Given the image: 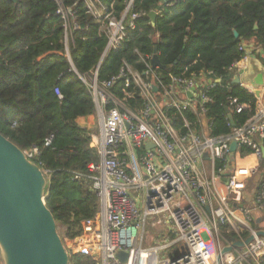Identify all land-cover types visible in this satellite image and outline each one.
Here are the masks:
<instances>
[{"label":"trees","instance_id":"1","mask_svg":"<svg viewBox=\"0 0 264 264\" xmlns=\"http://www.w3.org/2000/svg\"><path fill=\"white\" fill-rule=\"evenodd\" d=\"M62 1L73 8L79 26L69 41L70 58L66 55L64 22L54 0H0V133L23 151L38 149L31 161L46 172V205L57 224L65 227V236L73 239L81 235L82 222L99 209V196L90 182L74 177L76 172L90 173V165L101 158L91 146L93 130L77 121L96 111L94 97L80 76L99 68V82L110 81L120 74L124 63L144 74L147 67L140 55L152 57L157 46L161 62L173 64L170 70H155L166 84L172 76L191 77L210 71L214 81L221 79L206 92L211 100L205 106L211 135L229 134L234 127L226 107L235 126L240 127L264 101L256 91L234 83L229 71L245 55L242 43H254L262 50L257 59L264 68V0H134L129 15L140 14L135 27L127 28L123 43L105 57V22L89 13L83 0ZM101 1L116 18L123 16L129 2ZM152 11L157 13L155 24ZM108 92L127 109L145 108L139 88L133 84L126 87L125 78H117ZM233 99L248 108L236 112ZM164 111L181 134L187 130L183 116L192 128L200 130L191 110L183 116L173 108L165 107ZM50 136L53 140L48 146L45 141ZM238 150L241 155L253 151L246 145ZM262 162L264 171V158ZM225 164L227 161H217V169ZM227 226L223 225L224 236L237 239ZM243 236L247 238L249 233ZM95 262L84 252L70 255V264Z\"/></svg>","mask_w":264,"mask_h":264},{"label":"built area","instance_id":"2","mask_svg":"<svg viewBox=\"0 0 264 264\" xmlns=\"http://www.w3.org/2000/svg\"><path fill=\"white\" fill-rule=\"evenodd\" d=\"M54 1L64 22V43L70 58L69 41L79 26L73 8L66 7L62 0ZM83 1L95 19L105 22L104 32L108 37L105 57L123 43L127 28L135 27L140 14L129 15L134 0H129L121 18L113 16L101 0ZM240 49L246 51L245 55L229 71L233 79L240 76L241 85L252 91L260 90L258 96L264 99V88L256 89L243 79L262 50L254 43H242ZM140 56L147 67L144 74L124 63L120 74L110 81L99 82V68L88 76H80L96 104L100 132L94 135L97 139L92 147L101 158L90 165V173L76 172L74 177L90 182L99 196V209L94 217L82 222L81 235L73 239L63 237L66 250L69 255L85 248L92 253L99 251L98 257H93L95 264H262L264 235L259 233L264 230L253 225L252 209L243 203V191L249 176L261 170L264 146L257 138H264V101L247 123L233 128L229 134L212 136L205 106L211 99L206 92L221 79L214 81L210 71L191 77L172 76L166 84L152 67L151 57ZM117 78H125L126 87L133 84L139 88L145 108L127 109L108 92ZM154 86L158 87L157 91ZM55 91L61 98L59 88ZM189 93L194 96L190 97ZM231 104L236 112L248 108L236 99ZM165 107L177 110L182 116L184 111L191 110L200 130L192 128L183 116L187 130L181 134L165 113ZM52 140L53 136L48 137L45 144L51 145ZM233 140L238 141L239 154L241 145L253 149L249 154H240L253 157V165L230 166ZM150 142L152 148L147 147ZM24 153L31 160L38 149ZM220 160L227 164L217 169ZM254 204L257 210H264V178ZM219 223L230 226L238 238L228 241L221 235ZM148 225L151 228L161 225L166 230L170 227L175 237L152 244L154 238L147 233ZM243 233H249L253 240L224 253L235 240L244 242L249 237L245 238ZM145 241L149 244L144 245ZM175 246L172 256L161 257L162 251ZM120 251L127 254L124 262L118 258Z\"/></svg>","mask_w":264,"mask_h":264},{"label":"water","instance_id":"3","mask_svg":"<svg viewBox=\"0 0 264 264\" xmlns=\"http://www.w3.org/2000/svg\"><path fill=\"white\" fill-rule=\"evenodd\" d=\"M157 13L152 11L150 17L155 24ZM235 37L239 33L234 30ZM154 69L170 70L173 64H163L159 58L158 47H154L151 57ZM240 83V76L233 79ZM256 82L263 84V74H258ZM158 87L154 86V91ZM260 90H257L259 94ZM193 97V93H189ZM226 113L235 128V123L229 108ZM153 143L147 147L152 148ZM238 141L233 140L230 145L231 157L237 151ZM228 175V173H227ZM48 179L46 173L32 162L16 144L0 133V248L4 264H70V255L65 248L63 238L58 232L57 222L45 201ZM259 235H264V231ZM83 243L82 237L79 238ZM253 240L249 236L244 242L235 241L226 247L225 252L233 246L242 247ZM84 253L98 257L99 251L92 253L85 248ZM123 262L127 254L118 253Z\"/></svg>","mask_w":264,"mask_h":264},{"label":"crops","instance_id":"4","mask_svg":"<svg viewBox=\"0 0 264 264\" xmlns=\"http://www.w3.org/2000/svg\"><path fill=\"white\" fill-rule=\"evenodd\" d=\"M260 73L263 74V84H259L256 82V77ZM245 75H247V80L250 82V84H254L256 86V89L264 88V71H262L259 64L254 63L253 67L248 72H246ZM93 118H94L93 115L87 116V117H80L78 118L77 121L81 126L86 127L88 129H92L94 128ZM97 133L99 132H95L92 134L93 136H92L91 146H93L95 140L97 139V137H94V135H97ZM257 140L261 145L264 146V138L258 137ZM254 162H255V159L253 157L241 156L239 153L236 152L234 157L231 160L230 166L242 167V166L253 165ZM263 175H264L263 162L261 161L260 172L249 176V178L246 180V187L243 191V197H244L243 203L252 209V215L254 217L253 225L256 228L261 229V230H264V210H257L255 208L254 202H255V198L257 197L259 184L262 180ZM252 188L254 189L251 190ZM166 234H167L166 236L167 239L172 240L175 237V233L171 230L170 227L166 230ZM153 243L154 241L152 242V244ZM169 250H170L169 254L172 256L173 252L176 251V246Z\"/></svg>","mask_w":264,"mask_h":264},{"label":"rangeland","instance_id":"5","mask_svg":"<svg viewBox=\"0 0 264 264\" xmlns=\"http://www.w3.org/2000/svg\"><path fill=\"white\" fill-rule=\"evenodd\" d=\"M261 60H256L255 61V64H259V66L261 67L262 71H264V68L263 66L261 65ZM244 81H248L247 80V75L244 76ZM157 97L160 99L161 95L158 94ZM93 119H94V128H92L93 132H100V121H99V116H98V113H97V110L95 111V113L93 114ZM254 188H252L251 190H253ZM218 227L221 231V235L224 236V234L226 235V233L224 232V229H223V225L222 224H218ZM228 227V230H233L230 226H227ZM57 228H58V232L59 234L61 235V237L63 238V236H65V227L62 226V225H59L57 224ZM238 232L239 233H242V229L241 228H237ZM234 231V230H233ZM147 233L151 234L152 237L154 238L152 241H154L153 244H156V243H159L160 241H163L167 234H166V229L164 226H161V225H157L156 228H151L150 225L147 226ZM227 240L228 238L225 237ZM225 239V240H226ZM157 241V242H155ZM229 241V240H228ZM236 241V240H235ZM234 241V242H235ZM151 243V242H150ZM149 242L145 241L144 245H148ZM212 247V246H211ZM170 251H162L161 252V257L162 258H166L167 256H171L170 254ZM0 264H4V259H3V255H2V251H1V248H0Z\"/></svg>","mask_w":264,"mask_h":264}]
</instances>
